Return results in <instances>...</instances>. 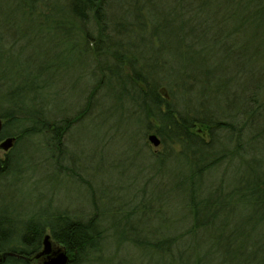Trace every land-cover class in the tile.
Masks as SVG:
<instances>
[{"label": "trees", "instance_id": "1", "mask_svg": "<svg viewBox=\"0 0 264 264\" xmlns=\"http://www.w3.org/2000/svg\"><path fill=\"white\" fill-rule=\"evenodd\" d=\"M14 1L48 30L64 34L77 31L83 40L89 38L95 55L112 58L107 68L100 65L99 69L108 74L101 82L102 88L108 76L115 79L120 92L142 113L146 129L153 131L160 145L178 146L180 153L191 149L188 173L176 185L180 213L172 224L167 219L166 224L156 228L145 227L140 232L132 228V235L121 239L136 247H147L172 264H264V165L258 173L251 170L248 177L233 184L225 183L222 178L218 183L206 184V174L219 166L220 157L209 163L208 158L204 162L193 158L194 152L200 149L209 152V157L219 151L225 152V157H233L242 149L243 135L249 137L246 140L249 157H256L259 155L255 154L253 145L264 142V70L252 72L259 77H254L251 88L246 90L240 87L241 83L236 88V82L243 80L241 76L245 72L240 65L248 58L235 41L240 26H229L224 31L213 27L232 18L251 17L248 0H224L226 7L222 10L227 12L220 20H215L216 8L206 5L210 0H171L175 19L179 21L174 36L159 31L170 29L174 20L165 21L166 25L161 28L152 20L143 19L142 10L155 0H143L141 5H137L140 0H135L136 13L130 21L118 15L114 9L116 0H70L69 4L68 0H62L61 7L52 0ZM123 5L124 16L128 8L124 2ZM254 5L252 15H262L264 2ZM204 7L209 9L208 13ZM89 23L94 32L92 36L83 28ZM137 30L138 40L134 39ZM228 64L238 67L229 70L225 67ZM219 67L221 70L217 71ZM99 83L97 80L85 106L73 118L56 121L49 119L50 104L39 98L44 85H6L0 92V119L3 120L0 140L4 136L13 137L14 146L29 134L47 133L46 144L60 152L61 138L90 108ZM224 91L223 106H217V110L209 108L206 95L217 98ZM26 95L28 100H21ZM197 126L201 131H194ZM218 129L228 133L226 139L233 143L232 149L211 151L215 143L223 144L216 137ZM204 133H208V142L201 136ZM10 160L9 155L0 158V174L7 170ZM161 207V204L147 206L142 201L132 212L161 216ZM62 219L63 223L55 226L44 224L49 227L50 238L66 251L67 264L97 261L91 256L99 255L107 232L100 225L98 212L95 210L84 220L63 213ZM1 224L10 222L0 218ZM33 225L28 222L20 230L19 243L23 247L11 246L12 254L30 255L40 250L43 230ZM7 239L5 231H0V250L8 244ZM10 264L27 263L11 257Z\"/></svg>", "mask_w": 264, "mask_h": 264}, {"label": "rangeland", "instance_id": "2", "mask_svg": "<svg viewBox=\"0 0 264 264\" xmlns=\"http://www.w3.org/2000/svg\"><path fill=\"white\" fill-rule=\"evenodd\" d=\"M52 2L62 6V0ZM123 2L128 8L124 16ZM248 2L251 17L246 20L236 17L219 27L213 26L222 31L229 26H240L235 41L248 58L240 65L245 71L241 76L243 80L236 82L235 86L237 88L241 83L240 87L244 86L246 90L253 86L254 77L258 76L252 72L264 70V9L260 10L262 15H252L256 8L254 4H262L264 0ZM66 3L69 4L70 0ZM137 3L141 5L143 0ZM224 3V0H210L206 4L216 8L215 20H220L227 12L222 10L226 7ZM136 8L135 0H116L114 3L118 15L129 21L134 18ZM204 10L205 13L209 11L205 7ZM26 13L14 0H0V92L9 84L14 87L44 85L38 95L44 103L50 104L47 107L49 119L56 121L73 118L85 106L88 93L97 80H100V86L93 94L90 108L61 138L60 152L46 144L47 133L29 134L8 151L0 150V158L11 157L7 170L0 174V218L9 220L10 224L2 228L5 232L10 229L12 236L4 249L23 247L19 243V232L28 222L42 228V235L49 236L52 247H61L50 238L49 227L44 223L62 224L63 213L84 220L96 210L100 225L107 232L101 252L91 256L97 261L90 264H172L147 247H136L121 238L132 235V228L139 232L145 227L156 228L166 224L167 219L169 225L172 224L180 213L176 185L188 173L187 163L192 162L191 149L180 153L178 146L162 144L153 147L149 144L147 136L154 133L146 129L147 123L138 108L135 109L120 92L119 82L108 76L102 88L101 82L108 74L99 68L100 65L107 68V64H112V58L95 55L92 41L89 38L83 40L79 32L64 34L48 30L44 23L39 25L35 17ZM142 17L161 25V28L174 20L170 29L159 30L170 36L175 35L179 24L171 0H155L152 5L144 7ZM83 28L91 32V36L94 34L90 23ZM139 33L138 30L134 33V39L138 40ZM249 56L257 59L250 60ZM225 67L234 70L238 66L228 64ZM220 70L219 67L217 71ZM36 74L39 75L36 77ZM214 96L206 95L208 107L217 110V106H223L226 93H220L216 99ZM21 100H28V96ZM195 130L201 131L199 126ZM215 132L223 144L215 143L211 151L233 148V143L226 139L228 133L225 130ZM201 136L209 141L208 133ZM248 138L243 135L242 149L233 157L223 156L226 154L223 151L210 157L205 149L194 152L196 162L208 158L206 162L209 163L220 157L219 166L206 174V184L218 183L221 178L225 183L233 184L248 177L249 172L260 171L264 165V142L253 145L259 156L249 157ZM170 149V155L166 156ZM164 156L161 161L157 160ZM142 201L153 207L161 204L162 215L133 213L132 209L141 206Z\"/></svg>", "mask_w": 264, "mask_h": 264}, {"label": "water", "instance_id": "3", "mask_svg": "<svg viewBox=\"0 0 264 264\" xmlns=\"http://www.w3.org/2000/svg\"><path fill=\"white\" fill-rule=\"evenodd\" d=\"M2 121L0 119V131L2 128ZM147 141L153 147H157L160 145V140L155 134H150L147 136ZM14 138L6 137L0 141V150L3 152L8 151L13 146ZM35 258L43 257L42 264H67L68 263V255H66V251L62 247H52L49 236L44 235L42 239V247L41 249L34 255Z\"/></svg>", "mask_w": 264, "mask_h": 264}, {"label": "flooded vegetation", "instance_id": "4", "mask_svg": "<svg viewBox=\"0 0 264 264\" xmlns=\"http://www.w3.org/2000/svg\"><path fill=\"white\" fill-rule=\"evenodd\" d=\"M2 224L0 225V231H5L3 228H2ZM5 234L7 235V240L5 243H9L10 242V229H7V232H5ZM39 251V250H38ZM34 252V254H30V255H25V254H15V253H11L10 252V249H4V248H1L0 250V264H10V258L11 257H15L17 259H21V260H24V262H26L27 264H42V261H43V257H38V258H35L34 255L38 252Z\"/></svg>", "mask_w": 264, "mask_h": 264}]
</instances>
